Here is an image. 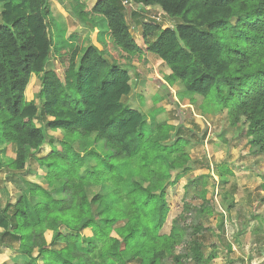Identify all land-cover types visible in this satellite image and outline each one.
<instances>
[{
	"label": "trees",
	"instance_id": "16d2710c",
	"mask_svg": "<svg viewBox=\"0 0 264 264\" xmlns=\"http://www.w3.org/2000/svg\"><path fill=\"white\" fill-rule=\"evenodd\" d=\"M67 1L87 37L67 33L49 0H0V147L15 152L8 166L0 162V172L24 171L35 159L48 184L65 183L63 199L27 187L40 200L27 203L26 194L14 206H0V229L16 238L22 264H209L216 249L206 254L197 238L202 224L188 240L183 229L161 234L167 188L191 169L190 160L170 130L155 125L159 133L146 136L144 115L123 104L132 90L127 69L157 56L169 84L226 111L229 126H244L248 144L264 154V0H98L91 9ZM132 4L140 12L157 7L178 22L163 28L141 20ZM49 59L57 70H45ZM32 75L41 77L40 108L25 97ZM36 118L46 130L65 134L61 150L35 157L47 139ZM71 134L77 137L67 142ZM84 140L102 142L106 154L72 147ZM166 143L174 150L166 152ZM87 161L90 169L81 175ZM91 189L97 191L90 196ZM194 211L212 213L202 205ZM86 229L89 238L81 234ZM56 244L63 247L53 249Z\"/></svg>",
	"mask_w": 264,
	"mask_h": 264
},
{
	"label": "rangeland",
	"instance_id": "374dc122",
	"mask_svg": "<svg viewBox=\"0 0 264 264\" xmlns=\"http://www.w3.org/2000/svg\"><path fill=\"white\" fill-rule=\"evenodd\" d=\"M131 10L140 12V7L132 4ZM128 13L126 11V20L131 27V36L138 38L140 30L133 28ZM140 13L141 20L154 22L163 28L172 27L178 22L165 17L157 7L147 8ZM67 23L70 26L74 24L70 14H67ZM150 55L146 60L129 65L127 70L132 78V90L122 102L126 107L144 115L146 136L157 135L159 132L155 125H159L162 132L170 130L169 135L173 141L180 139L179 145L188 156V167L191 168L187 172H179L181 177L178 183L167 188L169 213L161 234H169L173 228L183 229L188 231V240L192 227L202 224L197 238L206 246V254L211 248L216 249V258L209 264H264V154L256 153L248 144L244 126H229L226 111H218L201 97L186 95L179 83L169 84L166 80L168 69L157 56ZM114 60L120 62L118 56ZM57 68L58 65L52 59L47 61L46 71ZM40 82V76H32L25 92L26 99L35 102L39 108ZM34 123L47 137L40 150L33 153L36 158L50 154L53 147L62 149L60 143L64 141V133L46 130L44 122L39 118ZM154 127L156 129L150 132ZM70 137L67 142L77 136L71 134ZM91 141L84 140L72 147L79 151L83 144L85 149L90 148L98 155L106 154L102 142L92 144ZM165 146L166 152L174 150L170 143ZM14 154L12 146L0 147V162L8 166L13 161ZM85 158L92 159L91 156ZM89 169L90 163L87 161V165L79 172L85 175ZM176 173L178 172H171V175ZM48 181L45 169L35 159L30 160L24 171L3 170L0 172V204L3 207L6 204L14 206L22 195L28 194L27 187L31 190L40 187L49 191L56 199H63L64 181L51 184ZM96 191L97 189L88 190V195L91 196ZM37 200L40 199L30 195L29 198L26 197L27 203ZM187 204L193 207L192 212L202 205L212 213L206 215L186 211ZM9 212H12V208ZM3 232L0 233V264H22L23 259L17 253L16 238ZM81 234L86 238L92 235L90 229ZM45 237L49 242L51 234L46 233ZM188 242L182 244L183 251H186ZM2 243L9 248L1 245ZM62 247L63 245L56 244L53 249ZM80 247L86 246L83 244ZM36 253L34 251L33 255Z\"/></svg>",
	"mask_w": 264,
	"mask_h": 264
},
{
	"label": "crops",
	"instance_id": "0c3cea01",
	"mask_svg": "<svg viewBox=\"0 0 264 264\" xmlns=\"http://www.w3.org/2000/svg\"><path fill=\"white\" fill-rule=\"evenodd\" d=\"M98 0H79V3L82 5L87 6L88 8H92L95 3ZM49 4H50V9L51 12L53 13V15L56 16L57 20H59L61 23L64 24L65 28L67 29V33H72V34H78V35H84V37H87L89 35V32L87 29L81 27V25H79V23L76 21V19L74 18V16L72 15V11L73 9L71 8V4L69 1L67 0H49ZM147 9V8H146ZM67 14H70L74 24L72 26H70L67 23ZM140 30V29H139ZM149 56V55H148ZM151 56V55H150ZM154 56V55H153ZM161 61V60H160ZM56 64V63H55ZM53 70V69H52ZM57 70V69H55ZM34 76V75H32ZM31 76V77H32ZM35 77V76H34ZM130 108V107H129ZM132 109V108H130ZM134 110V109H133ZM2 172V171H1ZM1 207H3L0 204ZM3 230L0 229V233ZM7 248V247H6ZM9 248V247H8Z\"/></svg>",
	"mask_w": 264,
	"mask_h": 264
}]
</instances>
